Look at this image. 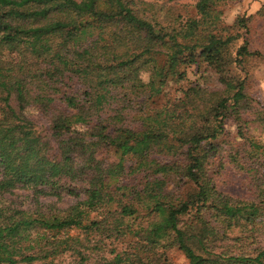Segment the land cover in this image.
<instances>
[{
    "label": "trees",
    "instance_id": "obj_1",
    "mask_svg": "<svg viewBox=\"0 0 264 264\" xmlns=\"http://www.w3.org/2000/svg\"><path fill=\"white\" fill-rule=\"evenodd\" d=\"M223 1L196 0L194 16L166 30L139 13L138 0H0V197L22 186L75 198L48 214L0 204V264H157L147 255L159 246L175 247L187 264H264V201H231L206 172L231 120L237 141L227 161L249 186L264 187V148L247 136L249 123H264V109L250 108L244 94L247 59L264 62L249 50L256 32L264 42V24L252 26L264 21V3L226 27L217 9ZM198 63L222 91L189 84L165 99L167 82L183 81ZM47 101L58 160L23 114ZM93 103L97 114L85 115ZM99 147L112 161L96 158ZM141 174L142 188L131 190L129 179ZM172 176L189 192H165ZM138 208L144 225L131 230L123 220ZM203 210L222 218L223 230L239 229L240 241L248 234L249 246L217 249Z\"/></svg>",
    "mask_w": 264,
    "mask_h": 264
},
{
    "label": "rangeland",
    "instance_id": "obj_2",
    "mask_svg": "<svg viewBox=\"0 0 264 264\" xmlns=\"http://www.w3.org/2000/svg\"><path fill=\"white\" fill-rule=\"evenodd\" d=\"M82 1V0H76ZM85 1V0H84ZM141 4L136 6L139 9V13L145 15V17L155 21L161 25L162 28L169 30L177 27L179 24L189 17L194 16V4L196 0H138ZM264 3V0H224L221 2L217 9L220 11V22L226 27H230L236 17L254 14ZM264 21L260 18H255L252 21L253 30L258 28L263 29ZM236 30H230V33ZM259 36V32H256L250 39L251 46L250 51H258L261 55H264V42L261 39L256 38ZM241 40L234 41L230 48L233 51ZM246 70L249 77L245 82L244 94L247 98V105L249 107H259L264 109V62L260 58H249L246 61ZM234 74H238L235 73ZM189 84H196L198 87L221 92L222 85L218 82L217 76L207 69L203 64H191L185 68V78L181 82L173 83L167 82V86L164 89V98L175 99L180 96V90L185 89ZM52 102L44 104L41 108H27L23 111L25 117L32 121L34 130L39 137L41 148H45L47 153L55 160H58L57 145L58 138H54L49 132V106ZM98 109L97 103L91 104L90 107L85 108V115H95ZM224 132L222 136H219L214 142L216 144L217 152L207 161L206 172L211 178V182L215 189L223 195L225 198L231 201H248V200H263L264 201V187L260 189H254L249 186L250 177L242 172L237 171L227 161V151L233 141H237L235 137V129L231 120L224 121ZM77 136H80L82 129L76 130ZM80 131V132H79ZM247 136L251 137L254 141L259 142L264 148V123H249L247 126ZM29 145L34 149L37 146L36 142H30ZM99 154L96 153V158L112 161V156L109 153H105V150L99 147ZM145 175L141 174L129 179L128 183L133 187L131 190L139 191L143 184ZM183 181H178L175 177H170L167 180L165 192L171 195H182L189 189V185H183ZM189 192V190L187 191ZM33 190L17 186L10 193L3 194L0 197V204L9 205L17 210L33 212L38 210L43 214H48L53 211L62 210L75 202V198L72 196L61 195L59 198H54L52 195H39L37 197ZM81 198V197H80ZM123 202L127 200L123 199ZM145 209L138 208L137 213L129 218L123 220L125 225H128L131 230L135 229L138 225H144ZM205 219L208 220V225L214 226L218 235L219 241H215V247L221 249L225 245L239 244L249 246L251 241L246 234L245 242L243 239L240 241L239 229L230 228L223 230L222 218L215 216L214 212H201ZM190 219V218H189ZM183 219L185 223L192 222V219ZM196 227H201V224H196ZM224 233L221 235V233ZM130 235V234H128ZM127 237V236H126ZM125 237V238H126ZM224 237L225 239H222ZM245 237V234L244 236ZM123 240L111 239L110 246L117 245V248L124 243ZM131 238V236H129ZM217 239V237H216ZM259 242V238L257 239ZM260 245L264 246V235L261 238ZM156 254L140 253L139 257L147 255L151 259L155 255L157 264H187L186 259L182 253L175 247H162L159 246L154 249ZM70 260L69 257L63 258L64 263Z\"/></svg>",
    "mask_w": 264,
    "mask_h": 264
}]
</instances>
